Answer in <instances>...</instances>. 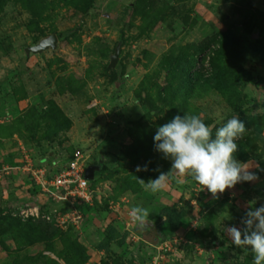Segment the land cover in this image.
Instances as JSON below:
<instances>
[{"label":"rangeland","instance_id":"rangeland-1","mask_svg":"<svg viewBox=\"0 0 264 264\" xmlns=\"http://www.w3.org/2000/svg\"><path fill=\"white\" fill-rule=\"evenodd\" d=\"M52 33L68 35L55 49L25 54ZM185 112L213 134L238 116L246 131L234 155L257 178L218 199L175 173L162 191H144L137 177L147 182L171 168L154 148L158 128ZM23 149L54 170L75 151L87 165L102 156L82 223L56 221L60 204L17 166ZM149 161L148 171H136ZM6 165L13 167L0 173V264H253L225 229L243 230L246 211L264 205V0H0ZM137 205L189 213L158 243L152 228L135 232L129 213ZM109 222L128 236L99 250Z\"/></svg>","mask_w":264,"mask_h":264},{"label":"clouds","instance_id":"clouds-1","mask_svg":"<svg viewBox=\"0 0 264 264\" xmlns=\"http://www.w3.org/2000/svg\"><path fill=\"white\" fill-rule=\"evenodd\" d=\"M245 131V123L238 116L227 119L213 134V128L206 125L199 115L177 114L160 126L154 136V148L171 161L170 170L160 172L157 178L147 182L137 177L138 182L144 191L155 194L166 187L175 173L190 177L201 186V190H207L213 199H218L220 194L238 182L257 178L234 155L238 150L236 141L243 137ZM148 163L150 161L143 166L137 165L136 171H148ZM129 215L139 228H143L150 210L137 205ZM241 223L243 230L235 226L226 227L227 235L236 247L250 249L253 264H264V205L249 208Z\"/></svg>","mask_w":264,"mask_h":264},{"label":"built area","instance_id":"built-area-1","mask_svg":"<svg viewBox=\"0 0 264 264\" xmlns=\"http://www.w3.org/2000/svg\"><path fill=\"white\" fill-rule=\"evenodd\" d=\"M22 171L26 172L38 192L60 208L52 210L56 221L62 226H78L84 219L81 206H91L97 197V191L85 178L86 158L75 151L66 165L56 170L43 162L35 163L29 151L22 150L19 159ZM13 166H2L1 174H7ZM49 218V216H47Z\"/></svg>","mask_w":264,"mask_h":264},{"label":"trees","instance_id":"trees-1","mask_svg":"<svg viewBox=\"0 0 264 264\" xmlns=\"http://www.w3.org/2000/svg\"><path fill=\"white\" fill-rule=\"evenodd\" d=\"M86 11L87 9H85L83 13ZM64 35H68V33H58L57 37ZM87 207L88 205L81 206L84 212ZM188 213L189 211L185 208L178 209L175 206H162L156 210L150 211V216L143 228H139L135 225L134 229L139 235H142L143 233L141 229H154L158 236L156 242L160 243L167 240L172 233L182 229L183 219L186 215H188ZM160 218L163 219L158 223L157 221ZM127 236L128 232H120L113 223L109 222L103 230V237L97 245V248L99 250L107 251L112 243L122 246ZM129 263L132 264V261L130 260Z\"/></svg>","mask_w":264,"mask_h":264},{"label":"water","instance_id":"water-1","mask_svg":"<svg viewBox=\"0 0 264 264\" xmlns=\"http://www.w3.org/2000/svg\"><path fill=\"white\" fill-rule=\"evenodd\" d=\"M58 37L55 33L50 34L49 36L42 38L38 43L24 48L25 54L29 56L30 54H39L44 50L49 48L55 49L57 46ZM119 45L116 46L115 51L109 58V66L113 67L118 59ZM102 163V156L96 164H88L85 168V178L88 180H93L95 177V172L99 171Z\"/></svg>","mask_w":264,"mask_h":264}]
</instances>
